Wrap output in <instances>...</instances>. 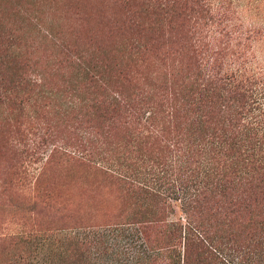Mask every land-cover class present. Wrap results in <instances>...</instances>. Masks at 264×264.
I'll return each mask as SVG.
<instances>
[{"label":"rangeland","instance_id":"rangeland-1","mask_svg":"<svg viewBox=\"0 0 264 264\" xmlns=\"http://www.w3.org/2000/svg\"><path fill=\"white\" fill-rule=\"evenodd\" d=\"M149 1L0 0V31L21 33L20 27L28 25L23 31L33 30L28 38L33 40L40 35L33 17L52 15L59 21L57 45L62 42L71 56L85 55L78 66L80 60H57L56 46L35 44L31 68L23 69L32 76L43 72L51 94L34 105L32 92L15 85L13 97L9 92L10 99H0V264H96L100 254L102 262L127 264L126 237L112 235L96 247L93 235L157 218L145 191L128 188L105 168L126 159L137 161L139 181L154 180L157 171L164 170L163 154L136 133L146 130L132 127V106L145 110L136 102L150 97L159 117L167 119L163 110L171 97H189L185 84L196 74L195 56L180 52L182 41L189 45L193 38L190 10L166 15L157 8L159 1ZM235 1L240 5L232 20L263 27L264 0ZM257 35L259 40H229L230 54L222 62L232 58L262 70L264 35ZM139 37L146 50L138 44ZM238 43L239 53L232 55ZM0 61V75L9 88V81L20 79V70L11 73L8 61ZM88 138L96 146L89 151L95 153L82 159ZM151 180L145 183L152 185ZM166 198L176 211L169 209L168 219L179 217L178 201Z\"/></svg>","mask_w":264,"mask_h":264},{"label":"trees","instance_id":"trees-1","mask_svg":"<svg viewBox=\"0 0 264 264\" xmlns=\"http://www.w3.org/2000/svg\"><path fill=\"white\" fill-rule=\"evenodd\" d=\"M153 1H159L157 8L166 15H186L190 10L193 38L189 45L182 41L180 52L186 50L192 53L191 58L195 56L196 74L185 84L189 97H171L163 110L167 119L159 117L157 103L150 97L136 102L145 110L132 106L131 125L146 130L136 133L163 154L164 170L159 169L154 180L145 179L152 181L148 185L134 173L137 161L126 159L105 168L117 173L109 174L123 179L128 188L145 191L157 218L102 229L93 235L96 247L112 235H121L128 239L127 264H264V65L259 70V66L248 67L232 58L222 62L230 54L229 40H259L257 34L264 35V24L261 28L255 21L246 25L232 20L240 5L235 0ZM232 5L235 10L229 9ZM33 18L40 34L33 40L28 39L33 30L23 31L28 25L20 27L21 33L0 31V58L11 65V73L20 70V79L9 81V88L0 75L1 101L10 99L9 92L15 85L29 95L32 92L34 105L51 94L43 72L32 76L23 69L31 68L35 44L56 46L57 60L58 56L67 57L65 62L70 63L80 60L78 66L85 62L83 52L71 56L74 53L69 48L70 53L66 52L62 42L57 45L58 19L52 15ZM146 30L152 35L155 32ZM141 38L138 44L146 50ZM240 44L232 55L239 53ZM86 142L88 152L81 148L82 159L95 153L89 151L91 146L96 147L93 140L88 138L83 144ZM167 196H173L179 204L180 216L171 220L169 213L175 209ZM102 261L100 254L96 264H121L118 260Z\"/></svg>","mask_w":264,"mask_h":264}]
</instances>
